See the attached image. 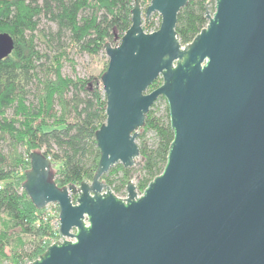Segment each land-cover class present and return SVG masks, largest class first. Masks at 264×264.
Wrapping results in <instances>:
<instances>
[{"label": "water", "instance_id": "obj_1", "mask_svg": "<svg viewBox=\"0 0 264 264\" xmlns=\"http://www.w3.org/2000/svg\"><path fill=\"white\" fill-rule=\"evenodd\" d=\"M213 1L182 45L175 28L188 0H151L145 17L157 13L160 25L150 33L134 0L129 29L104 46L92 181L60 189L51 161L29 155L22 190L37 210L57 206L61 241L28 264H264V0ZM12 49L1 34L0 60ZM160 97L173 134L165 166L142 193L129 181L120 199L101 178L141 166L136 139Z\"/></svg>", "mask_w": 264, "mask_h": 264}, {"label": "trees", "instance_id": "obj_2", "mask_svg": "<svg viewBox=\"0 0 264 264\" xmlns=\"http://www.w3.org/2000/svg\"><path fill=\"white\" fill-rule=\"evenodd\" d=\"M208 4L214 1L188 0L179 12L175 31L182 45L206 26ZM133 5L134 0H0V35L7 34L13 42L10 55L0 60V216L5 217L0 220V264L33 262L45 251L43 239L58 237L48 228L43 210L22 190L30 153L51 161L56 167L52 181L60 189L91 182L98 166L95 133L106 120L100 79L107 63L98 78L63 76L64 63L74 67L63 45L91 57L104 54L105 44L117 45L129 29ZM42 20L56 30L44 32ZM159 25L160 18L153 31ZM40 44L47 53L39 50ZM160 85L157 80L149 90ZM153 107L136 139L138 193L162 173L173 138L167 105L163 117L156 116ZM149 133L154 135L152 144ZM132 171L116 165L101 181L116 194L126 188ZM116 175L114 186L110 179Z\"/></svg>", "mask_w": 264, "mask_h": 264}, {"label": "rangeland", "instance_id": "obj_3", "mask_svg": "<svg viewBox=\"0 0 264 264\" xmlns=\"http://www.w3.org/2000/svg\"><path fill=\"white\" fill-rule=\"evenodd\" d=\"M151 0H141L140 3V7H141V11H142V29L143 28H151L150 31L154 32L153 30L156 29L158 27V23H159V15L157 13H153L150 15V17L148 19H146L145 17V10L146 8L149 6ZM214 11V4H208L207 5V12H209L210 14H212ZM40 28L44 31V32H54L56 30V27L54 26V24L49 23L45 20H42L40 23ZM146 33H150V32H146ZM63 49H65L68 58L71 59L73 61L74 67H72L71 65H69L68 63H64L63 69H62V74L63 76L66 77H70V78H81V79H88L90 77H94V78H98V76L101 74V72L103 71L105 64L107 63V58L105 57V54H99L95 57H91L90 55L86 54V53H81L75 49H70L68 46L66 47V45H63ZM39 50H42V52L47 53L48 50H46V47L43 46V44L39 45ZM150 92V90L148 91V93ZM153 110L156 114V116L158 117H163L165 114V107H166V102L165 100L162 101H157L154 105H153ZM8 115L11 114V112L7 113ZM140 133V132H138ZM147 139H148V143L152 144L153 140H154V135L152 133H149L147 135ZM5 148H7L6 146H4ZM6 151V150H5ZM138 162H140V159H138ZM55 166L52 164L51 169H52V175H55ZM114 168V167H113ZM112 168V169H113ZM137 167L131 168L132 173L130 176V181H133L136 185V178H137V172H136ZM118 179H119V175L113 176L111 177L110 180H112L114 182V186L118 185ZM112 191V188H110ZM114 193V192H113ZM116 197L120 198V199H124L126 198V189L121 190L120 192L115 194ZM73 197V196H72ZM57 208V206H56ZM53 206H49L48 209L44 212L46 219H48V228H51L52 230V225L51 223L54 221L55 218L58 217V210ZM45 210V208L43 209ZM0 220H5L4 216H0ZM24 241H28L27 237L23 238ZM50 241V243H54L57 241H61L59 237L55 238L54 236L52 237H45L43 240H47ZM26 249V247H25ZM24 249V250H25ZM25 253L27 252L24 251ZM22 252V254L24 253ZM8 253V251H7ZM5 264H8L5 263Z\"/></svg>", "mask_w": 264, "mask_h": 264}, {"label": "built area", "instance_id": "obj_4", "mask_svg": "<svg viewBox=\"0 0 264 264\" xmlns=\"http://www.w3.org/2000/svg\"><path fill=\"white\" fill-rule=\"evenodd\" d=\"M49 206H53V207H56L55 204H50L48 206L45 207V210H43V215L45 216V211L48 209ZM51 227H52V230L56 233L55 235L58 236L57 234V231H58V227H59V223H58V217L54 219V221L51 223ZM56 238V237H55ZM55 243V242H54ZM53 243H50V241L47 240H43V243L42 245L44 246V248L46 249L48 246L52 245Z\"/></svg>", "mask_w": 264, "mask_h": 264}]
</instances>
